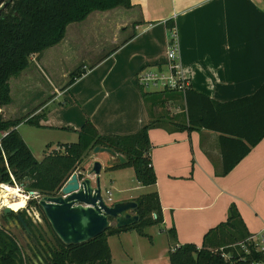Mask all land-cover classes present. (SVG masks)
Here are the masks:
<instances>
[{"label":"crops","instance_id":"obj_1","mask_svg":"<svg viewBox=\"0 0 264 264\" xmlns=\"http://www.w3.org/2000/svg\"><path fill=\"white\" fill-rule=\"evenodd\" d=\"M129 2V6L94 9L81 20L68 22L59 41L39 55L34 53L33 62L13 76L18 92L25 93L33 80L34 84L38 81L32 76V65L44 76L49 72L44 60L49 48H62L58 60L69 61L70 53L85 44L84 36L76 29L66 33V27L73 22L94 17L91 21H96L97 33L109 29L95 51L87 48L85 57L74 61L85 69L80 76L69 84H65L68 77L63 82L52 81L46 91L39 85L40 94L45 91L48 95L25 117H32L37 127L56 131L59 136L53 147L75 140L76 129L85 119L99 133L125 134L134 132L150 118H160L158 125L147 131L154 182L140 184L130 178L123 183L119 177L129 166L111 168L114 174L109 185L120 193L111 201L133 200L142 192L155 190L162 220L152 234L145 227L143 231L150 237L161 233L162 240H172L171 247L183 242L199 246L203 233L226 218L230 203L235 204L250 236L256 239L264 226V136L221 173L218 133L203 127H175L186 122L183 92H166L162 105L155 98L146 100L134 82V74L142 66L164 63L167 28L171 24L181 69L190 88L218 101L250 94L264 80V0ZM72 69H65V76ZM8 86L11 101L9 82ZM10 101L0 106L3 118L17 117L12 115L15 110H7ZM23 122L16 125L17 130ZM87 157L91 161L95 156L90 151ZM88 166L82 165L83 176H87ZM92 176L88 175L91 180ZM103 180L99 175L101 189ZM170 226L174 237L166 236ZM140 237L144 236L134 229L107 235L110 263L128 264L130 240H135V253L140 254L144 248ZM147 258L141 255L139 260Z\"/></svg>","mask_w":264,"mask_h":264},{"label":"trees","instance_id":"obj_2","mask_svg":"<svg viewBox=\"0 0 264 264\" xmlns=\"http://www.w3.org/2000/svg\"><path fill=\"white\" fill-rule=\"evenodd\" d=\"M117 5L129 6V0H10L7 9L0 12V106L9 101L8 78L17 75L29 62V55H39L42 50L63 35L68 22L83 19L94 9H108ZM171 24L168 25V27ZM80 65L67 74L69 84L84 72ZM173 90L142 91V96L156 99L162 105L166 92ZM186 122L176 128H207L218 133L221 155V173L227 172L261 137L264 136V80L247 95L218 101L189 86L183 91ZM24 120L37 124L32 117L3 118L0 112V182L21 183L26 191L37 194L56 191L75 169L77 163L95 145L111 149L123 157L122 162L111 163L106 168L132 167L140 184H151L155 174L149 158L148 128L158 125L160 118H150L131 133H99L92 122L85 119L76 129V139L58 143L57 148L47 150L38 160L19 134L16 125ZM46 146L49 143L45 144ZM78 177H82L77 173ZM132 212L137 220L123 226L109 224L103 231L78 243H63L53 232L41 208L33 197L27 200L37 210L50 236L43 235L40 223H33L24 209L17 212H1L2 217L19 214L27 223L44 252L42 256L33 245L39 264H111L106 236L122 230L134 229L138 234L147 225L162 220L161 208L155 190L135 196ZM174 237L172 226L166 229ZM250 233L246 229L234 203L227 207L224 220L208 228L199 246L183 242L167 250L168 264H226L220 255L221 247L232 256L262 258L246 241ZM236 242H243L245 252ZM234 243L235 246H229ZM217 246V247H216ZM0 264H29L13 233L0 224Z\"/></svg>","mask_w":264,"mask_h":264},{"label":"rangeland","instance_id":"obj_3","mask_svg":"<svg viewBox=\"0 0 264 264\" xmlns=\"http://www.w3.org/2000/svg\"><path fill=\"white\" fill-rule=\"evenodd\" d=\"M94 17H88L86 20L80 22V23H71V25H69L68 27H66V33L68 30V33H70L69 31H74L76 29L77 32H79L80 36H84V42H85V46L82 48H76L74 49V52H71L70 55V59L69 61L64 60L63 63L58 60V56H60V54L62 53V48H59L57 46L51 47L49 48L46 53H45V61L48 67V73H45V76L43 74H41L34 65H32L31 67V72H32V76L33 78L37 79V83L34 84V80H33V84H31L28 88L27 91L25 93L22 92H18V89L16 86H14V79L15 77L11 76L8 79V82L11 86V96L12 99L10 101V96H9V105H6L7 110H15V112L12 113L13 116H17V117H22L27 115L28 111H30L31 108H33L35 105L43 103L44 99L46 98V96L48 95L45 91L47 89H49L50 87V83L53 82H57V81H61L63 82L64 79L67 78V76H65L66 74H64L65 69H72L73 66L80 64H73L75 63L74 61L79 59L80 57H85L86 52L85 50L87 48H90L91 51H95L98 48V44L101 43L108 32L109 29H105L103 30V32H99L97 33V29L94 26V23H96V21H91ZM95 19V18H94ZM77 22V21H76ZM101 31V30H100ZM101 46V45H100ZM71 51V49H70ZM32 57L34 58L35 55L30 54L29 55V61H32ZM82 64V63H81ZM85 64V63H84ZM161 69L162 71L166 72V66L165 64L161 65ZM50 81V82H49ZM49 82V83H48ZM39 85H43L45 86V91L42 92L40 94V92L38 91ZM41 90V89H40ZM15 118V117H14ZM27 118V117H26ZM33 119V118H32ZM34 120V119H33ZM19 130V134L21 135V137L28 143L27 145H29V148L32 152V154L35 156L36 159H40L43 154L52 148H57V147H53L55 144V139L57 138V133L56 131L49 129L48 127H37L34 125V123L31 122H23L22 124H20V126L18 127ZM59 136V135H58ZM51 139V140H50ZM50 140V141H49ZM49 141V145L46 146L45 142ZM92 152V157L93 155L95 156L94 158H92V160L90 161V159H88L87 155L82 157V160L79 161L75 167V169L72 172H76V173H80L83 177V173L80 172L82 171L81 167L82 165H84L85 163H88V168H90L91 166V162L93 160H97L100 162V170L98 175H101L102 178L104 179V188L103 190V195H109L110 198H116L120 193L118 191H116L114 188H112L111 185H109V180L112 174V171L108 168H106V164L108 163H117L118 162V154H112L108 151L105 150H93V148H91L88 152ZM87 152V154H88ZM122 172H126L124 174L123 177H119L121 180H123V183H127V181L132 178L134 179V173L131 167L125 168L123 169ZM129 183V182H128ZM2 184L4 185H9L12 186L14 188H16V190L21 193V194H25V198H24V202L23 205L16 209V210H11L12 212H17L18 210L24 209L25 213L27 216H29V218L31 219V221L33 223H40L41 224V228L43 229V235H45L46 237L50 236L49 231L47 230L46 226L44 225V223L42 222L37 210L34 208V206L32 204L28 205L27 204V200L30 197H33L35 200H37L38 197H34V195H30L28 194V191L25 190V187L15 181L12 180L11 183L8 182H0V208L2 206L1 202L3 200V197L1 196L2 193ZM105 191L109 192L106 193ZM9 198H14L13 196L9 197ZM26 199V200H25ZM0 224H2L3 226H5L6 228H8L13 235L15 236L17 242L19 243L22 251L24 254L27 255L28 259H29V264H33L34 261H38V255H36L34 249H33V243L30 240V238L26 235V233L24 232V230L21 228V226L19 225L18 221L16 220V218L14 216H8V217H2L1 216V209H0ZM110 224L113 225V220L110 221ZM158 226V224H153L152 226H146L145 227V231L150 232L151 234L154 232L153 230H155V228ZM167 234V235H166ZM165 235L170 237V235L168 233H166ZM144 237H140L141 241L143 242L144 248L142 250H140V254L135 253L136 249L135 247V240H130V242L128 243V247H129V251L127 252V255H130V259L128 258V264H168V260H167V249H170L172 245V240H162V234L159 233L157 235H143ZM161 238V240H160ZM256 238H258V236H256ZM217 247V246H216ZM134 248V250H133ZM219 248V247H218ZM133 255V257H132ZM149 256V258L145 259V260H139L140 256ZM157 258V260H156Z\"/></svg>","mask_w":264,"mask_h":264},{"label":"water","instance_id":"obj_4","mask_svg":"<svg viewBox=\"0 0 264 264\" xmlns=\"http://www.w3.org/2000/svg\"><path fill=\"white\" fill-rule=\"evenodd\" d=\"M1 9V8H0ZM93 150L113 151L103 146H93ZM118 162L123 161L121 154L117 155ZM100 162L93 160L86 170L87 176L78 177L76 172H71L60 187L48 194H37L29 190L28 194L38 197L36 203L41 208L46 220L55 235L65 244L85 241L103 231L113 220V225H128L137 220V215L132 212L136 202L132 199L116 200L105 203L102 199L104 193L99 183ZM84 169V168H83ZM81 169V170H83ZM92 174V180L88 177ZM1 212L11 210L8 205L1 206ZM17 221L33 245L44 256L38 242L33 236L25 220L17 214ZM42 258L38 255L39 264Z\"/></svg>","mask_w":264,"mask_h":264},{"label":"built area","instance_id":"obj_5","mask_svg":"<svg viewBox=\"0 0 264 264\" xmlns=\"http://www.w3.org/2000/svg\"><path fill=\"white\" fill-rule=\"evenodd\" d=\"M165 61L166 72L162 71L161 66H142L134 74L135 84L143 91H157V90H173L183 92L188 87V80L183 75L180 60L176 34L173 26L167 28V38L165 43ZM106 193H109L105 191ZM102 199L105 203H110L109 195H103ZM246 241L250 242L255 251L260 252L262 258H247L236 251L232 256L230 251H224L219 247L220 255L226 264H264V226L263 232L258 238L248 236ZM246 252L247 248L243 242H236ZM229 246L234 247V243Z\"/></svg>","mask_w":264,"mask_h":264},{"label":"bare ground","instance_id":"obj_6","mask_svg":"<svg viewBox=\"0 0 264 264\" xmlns=\"http://www.w3.org/2000/svg\"><path fill=\"white\" fill-rule=\"evenodd\" d=\"M3 190L1 196L3 200L1 202L2 205H8L13 210L20 208L23 205L25 194L19 193L16 188L9 185H1ZM13 196L14 198H9ZM26 200V199H25ZM20 211V210H19Z\"/></svg>","mask_w":264,"mask_h":264},{"label":"flooded vegetation","instance_id":"obj_7","mask_svg":"<svg viewBox=\"0 0 264 264\" xmlns=\"http://www.w3.org/2000/svg\"><path fill=\"white\" fill-rule=\"evenodd\" d=\"M9 2L10 0H0V12L7 9V7L9 6Z\"/></svg>","mask_w":264,"mask_h":264}]
</instances>
